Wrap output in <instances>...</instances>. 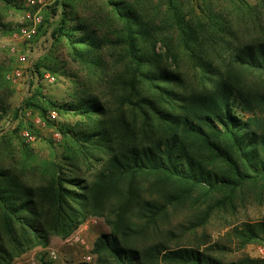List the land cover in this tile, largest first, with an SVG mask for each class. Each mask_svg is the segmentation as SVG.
I'll list each match as a JSON object with an SVG mask.
<instances>
[{"label":"trees","instance_id":"trees-1","mask_svg":"<svg viewBox=\"0 0 264 264\" xmlns=\"http://www.w3.org/2000/svg\"><path fill=\"white\" fill-rule=\"evenodd\" d=\"M78 1L50 7L54 42L65 41L87 73V80L70 75L71 102H49L83 120L61 127L64 159L75 171L68 174L54 160L33 161L31 153L0 163V264L48 246L55 233L71 234L109 199H116L118 229L125 231L132 227L119 219L129 210L156 223L169 205L206 203L209 216L236 207L245 188L264 189V0L238 7L242 39L218 17L181 20L179 45L191 59L190 76L179 64L171 70L156 52L157 18L146 15L147 0H84L80 7ZM46 72L55 76L49 70L40 76ZM39 107L49 121L53 110L47 115ZM79 158L94 167L91 182L76 175ZM247 230L257 235L253 226ZM94 252L99 261L107 254L118 264H147L117 232L100 235ZM163 258L223 264L192 248L165 249Z\"/></svg>","mask_w":264,"mask_h":264},{"label":"rangeland","instance_id":"rangeland-1","mask_svg":"<svg viewBox=\"0 0 264 264\" xmlns=\"http://www.w3.org/2000/svg\"><path fill=\"white\" fill-rule=\"evenodd\" d=\"M57 1L46 0L47 4L44 5L33 4L30 0H11L10 4L0 0V31L5 37L18 27L31 24L32 16L37 11L45 19L40 25L42 29H38L34 38L17 43L20 52L26 56L25 61H19L7 46L0 49V163L12 162L10 156L21 159L31 153L33 161L49 163L54 160L71 175L75 169L64 159L66 146L61 127H77L83 120L78 113H60L51 108L49 102H71L75 86L70 75L79 73L87 80V73L70 58L67 43L62 41L56 44L52 38L54 19L50 7ZM82 1H78L79 7ZM149 1L143 9L146 15L157 18L155 29L159 37L156 52L171 70L178 69L179 64L180 70L189 76L193 73L191 59L179 45L181 20L196 24L199 19L211 17L219 20L218 17L232 26L237 38L242 39V32L246 31L238 12L243 0H151V4ZM244 1L252 5L260 2ZM172 2L177 5L176 16L173 15ZM117 27L118 24L115 25ZM168 46L172 52H169ZM56 65L60 68L54 69ZM17 68L24 71V77L14 80L11 74ZM48 70L56 76L54 83H48L40 76ZM27 101L33 103L28 106ZM39 105L47 108V115L50 110H55L57 118L46 121L44 126L36 124L35 117L42 115ZM26 129L32 132L34 139L30 140L24 135ZM56 132L60 133L59 137L55 136ZM77 162L80 169L76 175L91 182L94 167H89L82 158ZM92 165L98 164L93 162ZM146 194L156 193L147 189ZM236 196L239 197L236 207L226 211L217 209L209 216L206 203L169 205L156 223L141 217L137 211L129 210L125 217L119 219L120 223L126 222L132 227L125 231L118 229V217L114 214L116 199H109L102 203L100 212H92L85 217L74 232L67 236L61 232L53 234L48 246L38 244L17 255L16 263L24 264L35 259L37 264H118L107 254L99 261L100 255L94 252V243L100 235L117 232L123 243L139 250L147 258V264H172L164 260V250L178 248L198 249L223 264H264L261 261L264 256L260 252V248H264V189L245 188ZM249 226L254 227L256 236L246 234ZM52 251L56 252L55 258ZM86 256H91V260L84 261Z\"/></svg>","mask_w":264,"mask_h":264},{"label":"built area","instance_id":"built-area-1","mask_svg":"<svg viewBox=\"0 0 264 264\" xmlns=\"http://www.w3.org/2000/svg\"><path fill=\"white\" fill-rule=\"evenodd\" d=\"M33 4H47L46 0H30ZM44 17L43 15L37 11L34 13L32 16V23L29 25H22L18 27L16 30L12 31L10 36L5 37V35L0 31V49L3 47L7 46L8 49L11 51V53L15 54L18 57L19 61H25L26 56L25 54L20 52V49L17 46V43L20 41H25V40H31L38 34V27L43 23ZM11 77L14 80L20 79L24 77V71L21 68H17L13 71L11 74ZM42 80L47 81L48 83H54L56 81V78L54 75H52L50 72H46L43 75ZM50 120H55L57 118V113L55 111H52L48 115ZM35 123L41 126L46 125V120H44L41 116H36L35 117ZM24 135L32 140L34 139V135L32 132L28 129L24 130ZM56 137L60 136L59 132L55 133ZM260 252L264 256V248H260ZM52 257H56V252L52 251L51 252ZM91 256H86L84 261H90ZM24 264H37L35 259H32L28 262H25ZM71 264V263H68Z\"/></svg>","mask_w":264,"mask_h":264},{"label":"crops","instance_id":"crops-1","mask_svg":"<svg viewBox=\"0 0 264 264\" xmlns=\"http://www.w3.org/2000/svg\"><path fill=\"white\" fill-rule=\"evenodd\" d=\"M52 240H53V239H52ZM18 258H19V257H16V258H15L14 264H17L16 262H17Z\"/></svg>","mask_w":264,"mask_h":264}]
</instances>
